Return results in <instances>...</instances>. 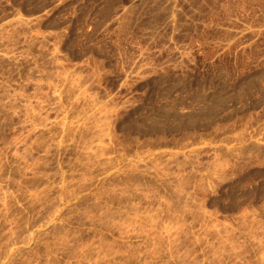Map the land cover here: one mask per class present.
Segmentation results:
<instances>
[{
	"label": "rangeland",
	"instance_id": "1",
	"mask_svg": "<svg viewBox=\"0 0 264 264\" xmlns=\"http://www.w3.org/2000/svg\"><path fill=\"white\" fill-rule=\"evenodd\" d=\"M0 264H264V0H0Z\"/></svg>",
	"mask_w": 264,
	"mask_h": 264
}]
</instances>
